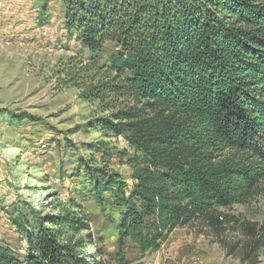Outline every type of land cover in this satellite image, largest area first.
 <instances>
[{
    "label": "trees",
    "instance_id": "1",
    "mask_svg": "<svg viewBox=\"0 0 264 264\" xmlns=\"http://www.w3.org/2000/svg\"><path fill=\"white\" fill-rule=\"evenodd\" d=\"M60 1L82 48L66 82L97 105L88 127L104 137L85 165L98 154L131 170L127 191L107 167L87 169L96 199L110 191L122 208V237L157 251L176 228L246 203L264 176V0ZM119 138L128 148L105 140ZM46 221L25 259L0 247V264H104L82 206Z\"/></svg>",
    "mask_w": 264,
    "mask_h": 264
},
{
    "label": "rangeland",
    "instance_id": "2",
    "mask_svg": "<svg viewBox=\"0 0 264 264\" xmlns=\"http://www.w3.org/2000/svg\"><path fill=\"white\" fill-rule=\"evenodd\" d=\"M65 15L60 0H0V247L25 259L28 235L50 227L47 218L67 204L91 216L92 242L104 264H118L120 257L132 264H264V176L246 203L176 228L157 251L143 253L122 237V208L110 191L96 199L87 169L107 167L127 191L131 170L98 154L97 165H85L104 137L88 127L97 105L66 82L76 64L70 59L82 48ZM105 140L128 148L123 138ZM230 155L225 151L223 158ZM84 252L91 255L93 246L86 243Z\"/></svg>",
    "mask_w": 264,
    "mask_h": 264
}]
</instances>
